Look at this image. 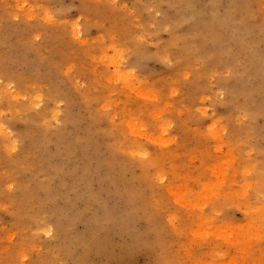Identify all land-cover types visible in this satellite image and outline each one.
I'll return each instance as SVG.
<instances>
[{
    "label": "rangeland",
    "instance_id": "rangeland-1",
    "mask_svg": "<svg viewBox=\"0 0 264 264\" xmlns=\"http://www.w3.org/2000/svg\"><path fill=\"white\" fill-rule=\"evenodd\" d=\"M0 264H264V0H0Z\"/></svg>",
    "mask_w": 264,
    "mask_h": 264
}]
</instances>
